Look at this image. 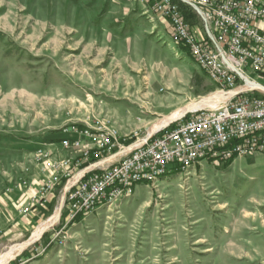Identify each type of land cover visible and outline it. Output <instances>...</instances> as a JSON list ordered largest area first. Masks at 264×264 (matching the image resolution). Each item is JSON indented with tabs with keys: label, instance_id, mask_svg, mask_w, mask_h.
<instances>
[{
	"label": "rangeland",
	"instance_id": "374dc122",
	"mask_svg": "<svg viewBox=\"0 0 264 264\" xmlns=\"http://www.w3.org/2000/svg\"><path fill=\"white\" fill-rule=\"evenodd\" d=\"M71 12L68 0H0V256L27 243L59 209L57 193L53 210H42L46 217L19 235L18 206L28 197L19 185L34 174L31 153L59 140V128L82 116L86 96L102 100L109 116L116 100L122 118L150 129L217 88L167 37L121 61L74 28L82 21L67 18ZM193 13L188 24L201 29ZM249 78L264 85L263 74ZM58 218L5 264H264V154L228 166L204 161L187 175L167 174L155 188L137 185L117 208L65 228Z\"/></svg>",
	"mask_w": 264,
	"mask_h": 264
},
{
	"label": "built area",
	"instance_id": "2783aa9c",
	"mask_svg": "<svg viewBox=\"0 0 264 264\" xmlns=\"http://www.w3.org/2000/svg\"><path fill=\"white\" fill-rule=\"evenodd\" d=\"M136 1L168 23L170 41L186 48L217 87L215 93L226 98L189 110L158 130L145 127L144 134L141 128L122 133L99 109L103 101L86 96L82 116L59 128V140L31 153L34 174L19 185L28 194L18 206L22 216L44 208L58 189L65 228L101 208H117L137 185L155 188L167 174L187 175L204 161L224 166L264 154V99L247 91L234 94L242 91L241 79L264 75V0H187L200 10L205 38L192 31L176 2Z\"/></svg>",
	"mask_w": 264,
	"mask_h": 264
},
{
	"label": "crops",
	"instance_id": "0c3cea01",
	"mask_svg": "<svg viewBox=\"0 0 264 264\" xmlns=\"http://www.w3.org/2000/svg\"><path fill=\"white\" fill-rule=\"evenodd\" d=\"M59 1L54 0V5L58 4ZM69 1L72 4L73 12L66 17H69L71 20L75 19L77 21H82V23H79L78 27L73 25L74 28L79 29V31L87 35L89 39H94L95 42L97 41L100 43V46L104 44L107 50L113 51V55H116L118 60L125 61L124 58L131 55L134 47H137V51L139 52L148 40V43L152 46V41L154 44V38H157V40H162L164 37L170 39L168 23L157 14L153 15L151 12L146 13L144 11V6L136 0H68V2ZM59 5H61V2ZM58 17L59 16L56 17V21H58ZM200 21L201 29L192 26V30L198 37L205 38L206 32L202 20ZM148 95L149 93H145V96ZM115 102L117 101H112L109 104L108 110L112 114L110 116L117 123L122 133H128L132 128H136V126L132 118H122V115H119V113L121 114L122 112V108L113 105ZM119 102L135 106L131 101L126 102L124 100H119ZM171 105L170 110L174 106L173 104ZM136 119L138 122L139 119ZM139 123H143L139 128L142 127L145 129V121L142 120ZM55 150L57 149L55 148ZM56 152L59 156L65 155L63 151L59 152V150H57ZM57 192L58 189L49 195L47 204L44 208H37L20 219L15 227L22 226L24 230H19V235L22 234V231L30 232L34 226L38 225L39 222L46 217L42 210L46 212H51L53 210L52 207L57 199ZM27 264H37V261L29 259Z\"/></svg>",
	"mask_w": 264,
	"mask_h": 264
},
{
	"label": "bare ground",
	"instance_id": "6f19581e",
	"mask_svg": "<svg viewBox=\"0 0 264 264\" xmlns=\"http://www.w3.org/2000/svg\"><path fill=\"white\" fill-rule=\"evenodd\" d=\"M250 87H252V85H250L249 83H246V85H244V88H242L241 90L244 91L245 89H248ZM225 98H226L225 95L216 92L215 94H211L208 98L202 99V101L200 100L201 102H190L189 104H187V106L179 108V109L173 111V113H171V114H169L167 116L161 117V119H159V121L154 123L150 127L149 130H150V132H152L154 130H158L160 127H163L167 123L173 121L174 119L179 118L180 116H182L183 114H185L189 110L201 109L204 106H212V107L216 106V104L220 103ZM59 210L60 209H58L56 211V213L51 218L48 219V221H46L45 223L41 224L34 231V233L31 235V238L29 239V241L27 243L11 247L5 252V254L1 255L0 256V264H5L6 261L13 259L16 255H18L20 253V250L24 249L27 245H29L30 243L34 242V240L38 239L39 236L44 231H46L48 229V227L53 223V221H56V219L60 215L59 214Z\"/></svg>",
	"mask_w": 264,
	"mask_h": 264
},
{
	"label": "water",
	"instance_id": "95a60500",
	"mask_svg": "<svg viewBox=\"0 0 264 264\" xmlns=\"http://www.w3.org/2000/svg\"><path fill=\"white\" fill-rule=\"evenodd\" d=\"M179 2H182L183 4L186 3L188 4L192 9L193 11L199 15L200 14V10L199 8H197L195 5H193L192 3L188 2L187 0H178ZM243 84L246 85V83H249L250 85H252V87L248 88V89H245L244 91L246 92H261V93H264V85H261V84H255L253 82H250L248 79L244 78V79H241ZM244 91H240V92H235L234 94L235 95H238L239 93H244ZM188 113V112H186Z\"/></svg>",
	"mask_w": 264,
	"mask_h": 264
},
{
	"label": "trees",
	"instance_id": "16d2710c",
	"mask_svg": "<svg viewBox=\"0 0 264 264\" xmlns=\"http://www.w3.org/2000/svg\"><path fill=\"white\" fill-rule=\"evenodd\" d=\"M173 2H176L177 4H178V6H179V8H180V11H181V13H182V15H183V17H185V20L188 22V23H190V19H193L194 18V16H193V11L188 7V6H186L185 4H182L181 2H178L177 0H172ZM190 14H192V15H190ZM193 17V18H192ZM251 95L252 96H254V97H261V98H263L264 99V97L263 96H260V95H258V94H256V93H251ZM228 165H230V163H228V164H226V166H228Z\"/></svg>",
	"mask_w": 264,
	"mask_h": 264
}]
</instances>
